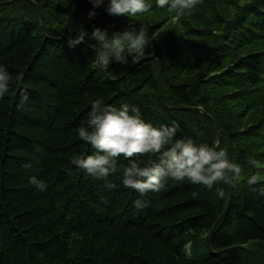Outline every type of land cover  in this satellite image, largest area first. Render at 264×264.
Returning <instances> with one entry per match:
<instances>
[{"label": "trees", "instance_id": "trees-1", "mask_svg": "<svg viewBox=\"0 0 264 264\" xmlns=\"http://www.w3.org/2000/svg\"><path fill=\"white\" fill-rule=\"evenodd\" d=\"M82 1L0 5V63L14 93L0 100V264H247L240 247L251 264H264V195L243 180L211 191L169 182L141 197L69 165L72 153H91L75 130L88 100L103 96L139 105L155 126L178 123V137L224 149L245 176L252 174L248 161H264V0H198L179 15L153 4L131 18L101 7L102 20L90 19L93 6L84 3L62 38ZM129 20L146 27L153 44L148 60L122 80L137 63L112 64L106 76L93 66V42L68 44L81 27L115 32ZM151 56L161 64L165 103ZM25 93L29 99L18 109ZM28 162L31 169L23 167ZM30 176L47 190H36ZM109 182L120 183L116 176ZM137 199L146 206L136 208Z\"/></svg>", "mask_w": 264, "mask_h": 264}, {"label": "clouds", "instance_id": "clouds-1", "mask_svg": "<svg viewBox=\"0 0 264 264\" xmlns=\"http://www.w3.org/2000/svg\"><path fill=\"white\" fill-rule=\"evenodd\" d=\"M90 3L93 6L88 12L90 19L97 16L95 9L101 7L110 16L131 18L150 13L153 4L179 15L194 9L198 0H90ZM77 32L76 37L68 41L69 46L74 48L93 42V66L104 72L112 64L127 65L130 60L139 63L151 54L153 40L148 29L130 20L120 31L94 27L88 32L81 27ZM13 94L12 75L8 67L0 63V100ZM28 99V95L23 94L18 109ZM88 103L90 110L75 132L78 140L90 146L91 153H72L69 165L93 180L104 181L108 188L133 190L143 197L149 192H162L169 182H188L211 191L217 184L235 187L243 180L253 192L264 195V161H248L255 171L245 176L242 165L230 159L226 150L197 143L191 137H178V123L155 126L143 118L139 105L107 103L103 96L91 98ZM23 167L31 169L32 163H25ZM111 176L118 178L119 185L109 182ZM28 183L41 192L48 188L37 176H30ZM215 190L219 197H225L223 189ZM133 203L138 209L146 206L142 199Z\"/></svg>", "mask_w": 264, "mask_h": 264}, {"label": "water", "instance_id": "water-1", "mask_svg": "<svg viewBox=\"0 0 264 264\" xmlns=\"http://www.w3.org/2000/svg\"><path fill=\"white\" fill-rule=\"evenodd\" d=\"M14 1H16V0H12V1H10V2L3 3V4H0V5H10V4L13 3ZM84 3H89V4L92 6V4L90 3V0H84V1L80 2V3L75 7V9H74L73 13L71 14V17H70V19H69V21H68V23H67V26H66V28H65V31H64V34H63L62 38H64V37L66 36V34H67V32H68V30H69L71 24H72V21H73V19H74V16H75L76 12L78 11V9H79V8L82 6V4H84ZM95 11L97 12V16H98V18H99L100 20H102V16H101V14L98 12V10L95 9ZM40 17H41V21H42V27H43L44 34H46V27H45V24L43 23V18H42V14H41V12H40ZM149 59H151V60H155L156 63H157V69H158V75H159V82H160V94H161V98H162L163 103H165L164 92H163V85H162L161 64H160L159 60H158L156 57H149ZM146 60H148V58H146V59L142 60L141 62L137 63L132 69H130L126 74H124V75L120 78V80L126 78L127 75H129V74H130L134 69H136V68H137V67H138L143 61H146ZM102 72L107 76V74H106L104 71H102ZM202 113L205 114L204 111H202ZM209 118H210V119L212 120V122L215 124V134H217V132H218V127H217L215 121L213 120V118H211V117H209ZM226 186H227V188H228V190H229L228 185H226ZM230 194H231V193H230ZM230 201H231V198H230ZM221 219H222V217L219 219V221H220ZM219 221L215 224V226L213 227L212 231H211V232L209 233V235L207 236V244H208V248H209V249H210V237H211V234H212L213 230L217 227ZM240 249L244 250L245 253H246L247 264H251V263H250V258H249V252H248V250H247L245 247H240Z\"/></svg>", "mask_w": 264, "mask_h": 264}, {"label": "rangeland", "instance_id": "rangeland-1", "mask_svg": "<svg viewBox=\"0 0 264 264\" xmlns=\"http://www.w3.org/2000/svg\"><path fill=\"white\" fill-rule=\"evenodd\" d=\"M176 22H177V19L174 20V23H176ZM151 57H154V56H151Z\"/></svg>", "mask_w": 264, "mask_h": 264}]
</instances>
